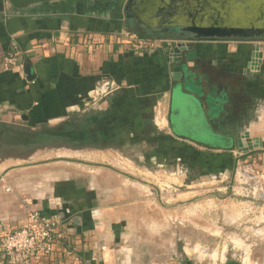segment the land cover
I'll return each instance as SVG.
<instances>
[{"label":"crops","instance_id":"1","mask_svg":"<svg viewBox=\"0 0 264 264\" xmlns=\"http://www.w3.org/2000/svg\"><path fill=\"white\" fill-rule=\"evenodd\" d=\"M127 1L0 0V62L18 46L26 75L0 69L1 132L23 127L34 140L45 127L51 144L62 127L64 146L90 151L89 158L102 151L101 141L114 142L118 151L120 141L158 140L164 143L166 154L158 158L164 170L172 162L176 171L227 176L240 155L264 170V54L258 43L187 38L191 43L179 62L169 59L165 49L134 53L121 43L123 33L144 36L130 26ZM185 60L188 74L182 70ZM187 78L197 85L196 93L185 88ZM106 82L112 84L110 92L94 96ZM209 134L223 136L227 145L200 142ZM12 143L21 147L22 138ZM37 146L25 153L0 151V236L37 209L58 215L77 246L80 261L56 264H137L133 250L119 243L126 240L124 220H114L102 207L96 191L101 178L94 176L92 184L91 176L66 166H34L29 160ZM143 152L149 156L146 147ZM125 155L122 160L131 164V155Z\"/></svg>","mask_w":264,"mask_h":264},{"label":"rangeland","instance_id":"2","mask_svg":"<svg viewBox=\"0 0 264 264\" xmlns=\"http://www.w3.org/2000/svg\"><path fill=\"white\" fill-rule=\"evenodd\" d=\"M229 4L233 8L241 7L237 1ZM164 38L175 39H153ZM260 41L264 42V39ZM59 122L52 123V126ZM5 128L1 132L0 127V151L9 155L13 151L9 150L11 148L15 149L14 152L25 153L32 144L38 145L34 150V160H29L34 166H66L70 172L92 177V184L94 176L101 178V187L96 191L103 198L102 207L110 209L114 220H124L121 226L126 230V240L119 243L130 252L133 250L135 263L264 262V203L242 197L241 189L234 182L235 170L227 176L204 175L187 172L185 168L176 171L172 162L164 170L158 158L166 153L162 150L164 143L161 146L162 141L158 140L123 141V144L120 141L118 151L112 147L114 142L101 141L102 151L89 158L87 152L90 151L69 149L60 138L55 137L53 143L48 144L43 140H33L27 128ZM60 128L62 130V127L58 130ZM42 131L46 128L38 132ZM21 138V147L14 148L12 141H20ZM199 139L208 146L227 145L223 136L212 137L209 134ZM166 145V149H173L170 142ZM143 147L149 151V156H144ZM125 154L131 155V164L126 165L127 160H122L127 158ZM114 157L121 159L112 161ZM122 168L127 171H121Z\"/></svg>","mask_w":264,"mask_h":264},{"label":"built area","instance_id":"3","mask_svg":"<svg viewBox=\"0 0 264 264\" xmlns=\"http://www.w3.org/2000/svg\"><path fill=\"white\" fill-rule=\"evenodd\" d=\"M121 43L134 53H152L165 49L169 59H176V47L188 48V39H153L140 37L129 31L123 33ZM264 54V42L256 41ZM262 46V47H261ZM3 72L15 70L25 78L23 51L13 46L0 62ZM112 84L106 82L93 92L94 96L107 95ZM240 155L234 174V182L241 189L242 197L259 204L264 203V170L253 161ZM11 188H7L10 191ZM104 252L107 247L102 246ZM0 260L2 264H56L61 260L80 261L75 241L70 237L66 224L58 215L46 216L37 209L27 212L22 225L0 236Z\"/></svg>","mask_w":264,"mask_h":264},{"label":"flooded vegetation","instance_id":"4","mask_svg":"<svg viewBox=\"0 0 264 264\" xmlns=\"http://www.w3.org/2000/svg\"><path fill=\"white\" fill-rule=\"evenodd\" d=\"M233 1L241 7L233 8ZM141 2L126 3V14L131 28L147 38L215 34L224 39H264V0H167L162 10L154 6L149 11L140 8Z\"/></svg>","mask_w":264,"mask_h":264},{"label":"water","instance_id":"5","mask_svg":"<svg viewBox=\"0 0 264 264\" xmlns=\"http://www.w3.org/2000/svg\"><path fill=\"white\" fill-rule=\"evenodd\" d=\"M131 1L132 0H128L127 5H129L131 3ZM141 1L142 2L140 4V8H142V9H144L146 11H149L150 9L151 10H155L154 8L156 6H157V9H161L162 10L163 7H166L167 6L166 5V1L167 0H149L150 3H149V1L145 2V0H141ZM149 6H150V8H149ZM172 6H175V4H172ZM176 7H177V5H176ZM198 37L199 38H215V37H218V36L215 35V34H201V35H198ZM175 39H187V38H175ZM187 50H188V48H186V47L185 48H183V47L182 48L176 47L174 49V51L178 55L177 58H176L178 60V62L179 61H183V54H185L187 52ZM183 52H185V53H183ZM25 69H26V73L30 75V69H29V67L27 66ZM186 69H187V67H186V60H185V65L182 67V70H184L186 72V73L184 72L185 74H188ZM185 82H186L185 83V88L188 91H190L192 93H196L197 92V85L194 84V82L192 80H190L189 78H187V80Z\"/></svg>","mask_w":264,"mask_h":264},{"label":"trees","instance_id":"6","mask_svg":"<svg viewBox=\"0 0 264 264\" xmlns=\"http://www.w3.org/2000/svg\"><path fill=\"white\" fill-rule=\"evenodd\" d=\"M145 38H147V37H145ZM185 38H191V37H185ZM34 136L36 137L35 139H37V140H43L45 142H48V141L50 142L52 140V134H50V133H48L46 131H44V132H38ZM65 136H66V134H64L62 130H60L55 135V137L58 138V139L60 138V140L63 139V137H65Z\"/></svg>","mask_w":264,"mask_h":264}]
</instances>
